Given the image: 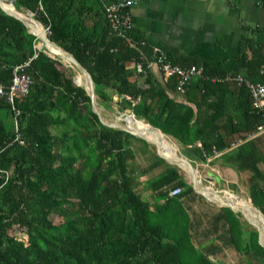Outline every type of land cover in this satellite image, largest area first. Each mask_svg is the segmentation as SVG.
<instances>
[{
    "label": "trees",
    "instance_id": "trees-1",
    "mask_svg": "<svg viewBox=\"0 0 264 264\" xmlns=\"http://www.w3.org/2000/svg\"><path fill=\"white\" fill-rule=\"evenodd\" d=\"M106 2L16 0L14 6L32 14L49 29V40L85 67L99 105L129 110L163 135L191 145L196 159L228 147L234 135L244 139L264 122V108L252 109L248 90L234 81L212 82L227 73L208 64L187 85L196 90L195 99L189 92L187 102L170 97L177 92L176 79L161 74L163 83L158 81L149 66L152 49L138 34L132 31L128 40L111 32ZM38 44L20 20L0 8V87L5 93L14 69L37 53L23 70L31 77L29 93L14 99L24 145L14 141V111L0 95V264H216L198 252L181 214L172 209L177 196L170 197V189L186 187L180 168L167 165L152 183L168 198L163 208L151 209L130 165L133 136L102 125L85 87L68 73L70 65L50 56L44 46L38 50ZM168 58L175 65L198 66ZM138 62L143 70L132 77L128 65ZM245 62L248 79L264 83L263 57L254 53ZM228 111L239 114L234 130L223 135L209 131L210 123L220 121L213 115ZM197 141L199 148L193 146ZM256 148L255 141L244 142L233 156L240 167L253 160L251 169L263 182L251 185L250 199L264 215V152ZM258 198L263 210L255 204ZM56 214L58 223L52 218ZM15 228L19 231L12 234ZM254 241L264 253L256 232Z\"/></svg>",
    "mask_w": 264,
    "mask_h": 264
},
{
    "label": "crops",
    "instance_id": "crops-1",
    "mask_svg": "<svg viewBox=\"0 0 264 264\" xmlns=\"http://www.w3.org/2000/svg\"><path fill=\"white\" fill-rule=\"evenodd\" d=\"M134 1L136 4L131 9L133 32L152 50L157 49L189 64H198L200 67L208 64L227 74H240L247 78L249 74L245 60L251 59L254 53H259L263 57L261 73L264 76V0ZM151 70L158 81L163 83L161 73L155 67ZM127 72L132 77L136 76L133 64L128 65ZM254 81L261 83L262 80ZM139 83L144 84L141 78ZM187 92L190 93L189 98L197 97L196 90H187V87L184 93H171L170 97L184 102ZM113 99L118 100L116 96ZM189 104L193 106L191 102ZM111 108L113 109L106 110L115 116L133 115L129 110H125L130 112L129 114L119 111L115 105ZM213 117H219L220 121L210 123L209 131L223 135L234 130L239 114L228 111L225 116L214 114ZM205 118L208 119L209 115ZM230 119L235 120L230 122ZM254 132L247 134L244 139L234 135L231 144L239 139L244 142L252 140L257 144L256 150L264 152V132ZM164 137L173 145L177 155L187 159L197 170L203 186L222 195L225 191L237 194V189L240 192H248L250 199L251 185L263 182L251 169L253 160H246L240 167L241 163L234 159V152L241 144L237 147L230 144L221 151L213 150L211 154L206 155L207 158L201 160L194 158L189 149L191 145L185 146L172 137ZM227 140L230 141V138ZM128 144L134 157L130 163L131 169L139 182L143 199L153 210L163 208L168 195L161 196L163 189L153 190L152 183L165 173L170 163L157 154L156 146L152 142L133 136ZM193 146L199 148L200 142H195ZM256 158L261 159V155L256 154ZM256 165L263 171L261 163ZM179 174L186 187H179L181 193L173 198L175 203L172 209L187 216L191 241L198 252L216 264H246L250 259L253 260V255L243 251L242 234L248 230L253 237L254 232L257 233L255 227L240 213L221 207L198 194L193 189L187 172L181 170ZM189 187H192V190ZM250 203L252 204L251 199ZM244 223H247V228Z\"/></svg>",
    "mask_w": 264,
    "mask_h": 264
},
{
    "label": "built area",
    "instance_id": "built-area-1",
    "mask_svg": "<svg viewBox=\"0 0 264 264\" xmlns=\"http://www.w3.org/2000/svg\"><path fill=\"white\" fill-rule=\"evenodd\" d=\"M134 0H110V2L104 3V9L106 14V19L112 33L119 35L122 38L131 40L130 36L133 31V21L131 9L135 6ZM41 8V7H40ZM42 9V8H41ZM45 31L48 33L49 29L46 28ZM41 50L43 46L40 44L36 47ZM154 54L153 61L150 63V67H155L165 78L174 77L176 79V90L177 92L184 93L186 91L187 85L195 78L201 77L203 74V68L200 66H180L173 64L168 56L157 50H152ZM37 57L35 53L29 60L25 61L20 66H17L13 71V76L8 91L5 93L0 87V95H5L7 101L12 106L15 118V137L14 141L20 145H24V139L21 136L19 127L17 125V116L19 111L14 107V99L17 97L25 96L29 93L31 85V77L25 74L23 70L29 66L31 60ZM136 72H141L142 64L135 63L134 65ZM212 82H225L234 81L238 85H243L249 92L251 97V107L255 111L262 110L264 108V83H254L250 81L247 77L240 74L231 75L226 74L224 77H213L210 79ZM130 99L128 96H125ZM256 133L264 132V123L259 124L255 130ZM254 132V133H255ZM244 140L239 139L232 142V147H237L242 144ZM204 157L207 156L204 154ZM181 193V188L177 187L169 192L170 197H176ZM264 194V187H263Z\"/></svg>",
    "mask_w": 264,
    "mask_h": 264
},
{
    "label": "water",
    "instance_id": "water-1",
    "mask_svg": "<svg viewBox=\"0 0 264 264\" xmlns=\"http://www.w3.org/2000/svg\"><path fill=\"white\" fill-rule=\"evenodd\" d=\"M15 1L16 0H0V8L8 15H11L20 20L29 29L28 24L23 18L6 8V5L14 6ZM27 14L32 15L30 13ZM29 32L35 35V33L30 31V29ZM37 38L39 39L41 46H44L51 54H53L55 57L60 58L63 62L69 64L71 67L75 68L79 73L83 74L87 82V87L85 86V89L91 100L92 110L99 117V120L102 125L108 128L125 131L131 134L132 136L139 137L146 141L152 142L144 136L142 130H139L134 125H130L124 118V114H121L119 116L112 115L110 112H108V110L105 109L104 106L98 104L95 93V86L91 74L71 54H69L68 52L60 48L57 44L49 40L47 36H39ZM127 116L130 119L134 118V116L130 114ZM107 117H109L110 119H108ZM144 128H146L148 131H150L157 137L158 141L152 142L156 146L157 154L170 164L177 166L181 170L187 172L190 176L192 187L198 194L202 195L210 202L216 203L221 207H226L231 210H234L237 213L242 214L246 218L248 223L255 227L258 233V243L264 249V215L262 214V212L257 207L253 206L251 203L245 202V204L239 205L237 204V202L226 199L224 195L218 193L217 191L209 187L203 186L202 181L198 176L197 170L187 159L177 155L176 152H174V155L167 153L166 149L164 148V141L166 139L157 128L149 124H144ZM246 212H251L254 214V216L249 217L245 214Z\"/></svg>",
    "mask_w": 264,
    "mask_h": 264
},
{
    "label": "rangeland",
    "instance_id": "rangeland-1",
    "mask_svg": "<svg viewBox=\"0 0 264 264\" xmlns=\"http://www.w3.org/2000/svg\"><path fill=\"white\" fill-rule=\"evenodd\" d=\"M27 14L26 11H23ZM28 15V14H27ZM42 27L44 28V31H45V27L42 25ZM45 34L47 35V32L45 31ZM49 54V53H48ZM50 55V54H49ZM52 56V55H50ZM62 64L65 65L66 67L69 66V64L63 62L61 60ZM68 73L71 74L73 76V78L75 79V82L77 85H81V86H86V84H83L84 83V80H83V83L80 82L81 78H80V73L75 69V68H72L71 66L69 67L68 69ZM112 107H114V105H112ZM105 109H113V108H105ZM119 110V109H118ZM126 112V111H125ZM130 112H126V114H129ZM125 116V115H124ZM135 118V117H134ZM146 124V123H145ZM235 192H238L237 194L236 193H233L231 192L232 194H234L235 196L239 197V198H242L246 203H250V199H249V194L248 192H240L238 191L237 189L235 190ZM262 199L258 198L257 200H255V204L261 209H262ZM264 212V210H263ZM161 212H159V215H160ZM242 215V214H241ZM182 216V215H181ZM180 217V219L183 221L182 224L184 225V227H187V216H183V217ZM160 217V216H159ZM244 217V216H243ZM53 218V221L55 223H58L60 222L61 220V217L59 215H53L52 216ZM245 224V227L247 228L248 225L247 223H244ZM188 228V227H187ZM186 228V229H187ZM19 229L18 228H15L13 229L12 231V234H16L18 233ZM189 231V229H188ZM190 232V231H189ZM242 245H243V251H248L250 255H253V260L250 259V261L246 264H264V253L263 251L257 246V244L255 243L254 241V236L252 237L250 232L248 230H246L243 234H242ZM196 247V246H195ZM197 249V247H196ZM195 261V258H192V262Z\"/></svg>",
    "mask_w": 264,
    "mask_h": 264
},
{
    "label": "bare ground",
    "instance_id": "bare-ground-1",
    "mask_svg": "<svg viewBox=\"0 0 264 264\" xmlns=\"http://www.w3.org/2000/svg\"><path fill=\"white\" fill-rule=\"evenodd\" d=\"M6 8L9 9L10 11L16 13L17 15H19L21 18H23L26 21V23L28 24L30 31H32L33 33H35V35L37 37H39V36L40 37L47 36L45 34L44 28L42 27V24L39 23V22H37L33 18L32 15H27L25 12L17 10L15 8V6H12V5H6ZM39 44H41L40 41H39ZM48 53L50 55H52V57H55L49 51H48ZM80 75H81L80 76V78H81L80 82L83 83V80H84V83L83 84H86V87H87V82H86L85 77L83 76L82 73H80ZM117 116H119V115H117ZM107 118L110 119L109 117H107ZM124 118L126 119V121L130 125H134L139 130H142L143 133H144V136L147 139H149L152 142H157L158 141L157 137L154 134H152L150 131H148L146 128H144L145 122L143 120H137L135 118L130 119L127 115H125ZM164 148L166 149V151H167L168 154L174 155L175 150L173 148V145L168 140H165L164 141ZM224 196H225L226 199L232 200L234 202H237V204H239V205L245 204V201L242 198H239V197L233 195L230 192H226L225 191ZM245 214L248 215L249 217L250 216H254V214L251 213V212H246Z\"/></svg>",
    "mask_w": 264,
    "mask_h": 264
}]
</instances>
